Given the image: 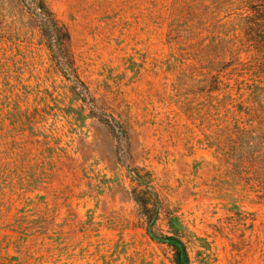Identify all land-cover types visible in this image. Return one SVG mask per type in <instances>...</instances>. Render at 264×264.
<instances>
[{"label":"rangeland","instance_id":"rangeland-1","mask_svg":"<svg viewBox=\"0 0 264 264\" xmlns=\"http://www.w3.org/2000/svg\"><path fill=\"white\" fill-rule=\"evenodd\" d=\"M46 2L70 69L0 15V264H176L148 223L190 264H264V31L241 0Z\"/></svg>","mask_w":264,"mask_h":264},{"label":"trees","instance_id":"trees-1","mask_svg":"<svg viewBox=\"0 0 264 264\" xmlns=\"http://www.w3.org/2000/svg\"><path fill=\"white\" fill-rule=\"evenodd\" d=\"M241 2L242 7L239 12L245 20L244 25L249 28V31L245 32L253 41L257 40L254 35L264 31V0H241ZM0 15L5 18L30 21L40 30L45 45L52 52L59 54L58 63L65 69L72 67L69 29L66 23L55 16L46 0H0ZM146 230L152 240L165 243L174 249L176 264H190L185 245L180 238L155 234L152 223H148Z\"/></svg>","mask_w":264,"mask_h":264}]
</instances>
